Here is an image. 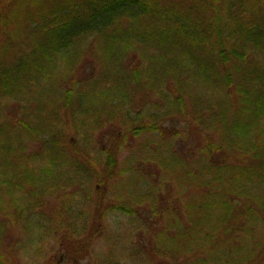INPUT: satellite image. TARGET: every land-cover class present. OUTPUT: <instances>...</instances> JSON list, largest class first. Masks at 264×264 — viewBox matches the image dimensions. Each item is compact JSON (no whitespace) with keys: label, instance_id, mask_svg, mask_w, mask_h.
I'll use <instances>...</instances> for the list:
<instances>
[{"label":"trees","instance_id":"trees-1","mask_svg":"<svg viewBox=\"0 0 264 264\" xmlns=\"http://www.w3.org/2000/svg\"><path fill=\"white\" fill-rule=\"evenodd\" d=\"M93 60L87 76L80 68ZM159 81L171 112L148 116L152 102L136 96ZM92 116L94 133L103 119L121 122L98 135L104 165L75 137ZM168 118L202 135L178 150L183 134ZM142 136L161 140L145 160L160 168L156 180L119 166ZM70 165L94 175L97 197H83L90 210L75 211L74 194L59 186ZM47 189L64 195L48 234L71 264L109 237L115 247L104 264H264V0H0V212L28 234L19 253L45 229L35 202ZM110 215L137 226L110 235Z\"/></svg>","mask_w":264,"mask_h":264},{"label":"rangeland","instance_id":"rangeland-1","mask_svg":"<svg viewBox=\"0 0 264 264\" xmlns=\"http://www.w3.org/2000/svg\"><path fill=\"white\" fill-rule=\"evenodd\" d=\"M95 64L96 62L94 60L89 61V63L84 67L82 66L80 70L82 71V73H85V75L88 76L94 73V69L97 68V64L96 65ZM167 86L168 84L166 82L159 81L156 83L154 87L148 88L147 91H145L144 93L137 94L136 96L137 102L141 100H145V101L147 100L148 103L152 102V105L147 107L148 116L150 114L159 117L163 113H169V111L171 112L173 100H171V98H168V100L166 101L163 98V93L166 94L168 91ZM12 105L14 106L15 104L13 103ZM155 107H157V109L153 113H150L149 110L150 109L153 110L155 109ZM11 109L12 110L10 111V113L7 114L8 119L14 122H15V117L17 121L21 119V115L19 114V108L12 107ZM187 114L188 113H183L182 115H185L187 117ZM162 116L164 117V115ZM8 119H6V121L9 124L14 123V122L10 123ZM103 120H105L104 121L105 127L97 129L98 131L95 133L94 130L96 129L95 127L96 119L93 118V116L90 117L89 119L90 128L88 127L89 129L86 131L85 134L84 133L78 134L77 132H75V137L77 138L78 147L81 149V151L87 154L88 160L92 162H96L99 159H102L99 149L102 148L103 144L98 140L99 133L108 132L110 127H112L113 125L121 126V122H117L119 119L116 122H114L115 119L113 118L103 119ZM166 120L167 123L165 124V126L170 131H178L183 134V136L179 138V141L174 143V145L177 146L178 150H182L187 145H188L187 149H190L192 147V144L197 140V138H199V136L202 135L201 132H195L192 130L191 127L192 123L189 121L187 122L182 119L181 120L175 119L170 122L169 118ZM107 121H109L110 123H107ZM191 121H193V117H191ZM71 125L73 126L75 131L76 130L75 127L77 126L76 123L72 122ZM66 130H69V127H66L64 131ZM91 133L95 135L92 140H89L86 137L89 136V134L92 135ZM142 144H148V146L143 148ZM160 145H161V140L157 136L156 137L142 136L137 140H133L131 144H129L128 147L119 156L120 169L126 170L129 167L131 168L136 167L137 169L142 168L141 170L142 172L146 171L150 177L152 176V180H156L155 177H158L160 168H158L154 163L145 160L149 158L153 159V154L158 150V147ZM32 147L34 148L32 149V151H36V152L40 151L37 145H33ZM100 164L101 165L105 164L104 157L100 162ZM63 171L66 173L67 176L59 184V186H61L60 187L61 189L63 188L65 190H70V192L74 194L73 205H72L74 210L75 211H77V209L90 210L91 204H89L88 202H84L83 197L89 195L96 199L97 197V194L95 193L96 181L95 179L92 178L94 177V175L93 176L89 175L88 173H86V170L82 169V166H79L78 168L77 165L75 166L70 165L66 170ZM168 185H170V187L168 186L169 187L168 191L171 192L172 190H174L175 188L174 182H171ZM57 191L58 190L52 192L49 189H47L46 191H41V193L44 194L42 199L40 201L35 202V205H37L38 208L40 209L38 210V212L40 213L38 214V216L41 218L42 214L45 215V218L43 219L44 223H42L45 229L38 232L36 231L34 233L35 234L34 243L29 247L30 250L28 249L25 252L19 253V249L29 244L30 242L20 234L22 232L25 236H28L27 232L21 228L23 226H21L20 224L8 225V220H5V216L1 214L2 212L1 210L0 222L1 221L3 222L0 223V235H2V237H0V251L3 255L2 261L4 262V264H32L31 262L34 261L36 258H37V263L41 262V264H44V262H46V260L50 256H53L55 260L59 262V264H71L67 260L66 248L59 246V244L56 243V239H53L48 234V232L53 229L55 224L51 220H48L47 217H51V215L56 214L59 210H64L62 209V205L64 204V202L63 203L60 202L57 198V197L59 198L63 197L64 195L57 194ZM113 194H115V196H117L118 194V191L115 189V186H113V189L110 190V192L108 193L107 196L108 201L112 202L115 200L113 198L114 197ZM172 195L174 198L177 196L176 194H172ZM181 195L182 194H180V196ZM141 212L144 214L143 211ZM86 222L87 220H85L84 223ZM129 224H131L130 228H129ZM106 226H107V231L110 232V235L124 236L127 234L128 230L130 231L132 228H136L137 223H135L133 220L125 216L114 217V215L113 216L110 215V218L107 221ZM9 232H12V234L15 236L14 240L11 239V235H9ZM33 232L34 230H31V233ZM112 246L115 247V243L112 242L111 237H109L108 240H104V239L102 241L98 240L94 244L93 249H91L90 252L91 254L82 264H104L105 261L108 262L107 256L110 250L112 249ZM39 248L42 249L44 248L42 250V253L44 255L42 259L38 258V256L35 253V251ZM114 249L118 252V246ZM121 260L125 261L123 258H121ZM126 260L131 261L128 258H126ZM128 263L132 264L131 262Z\"/></svg>","mask_w":264,"mask_h":264}]
</instances>
